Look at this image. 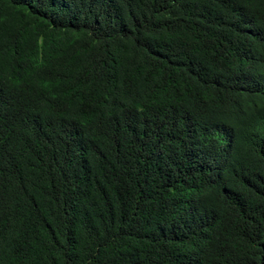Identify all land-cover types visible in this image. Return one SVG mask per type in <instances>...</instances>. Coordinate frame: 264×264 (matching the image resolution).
I'll return each mask as SVG.
<instances>
[{"label": "trees", "instance_id": "trees-1", "mask_svg": "<svg viewBox=\"0 0 264 264\" xmlns=\"http://www.w3.org/2000/svg\"><path fill=\"white\" fill-rule=\"evenodd\" d=\"M0 264H264V0H0Z\"/></svg>", "mask_w": 264, "mask_h": 264}]
</instances>
